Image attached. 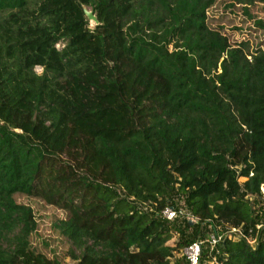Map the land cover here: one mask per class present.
I'll return each mask as SVG.
<instances>
[{"label":"trees","instance_id":"trees-1","mask_svg":"<svg viewBox=\"0 0 264 264\" xmlns=\"http://www.w3.org/2000/svg\"><path fill=\"white\" fill-rule=\"evenodd\" d=\"M217 1L0 0V264H59L19 194L66 211L76 264H170L194 240L155 216L177 195L254 240L200 264H264V48L211 27Z\"/></svg>","mask_w":264,"mask_h":264},{"label":"rangeland","instance_id":"rangeland-1","mask_svg":"<svg viewBox=\"0 0 264 264\" xmlns=\"http://www.w3.org/2000/svg\"><path fill=\"white\" fill-rule=\"evenodd\" d=\"M258 20L262 22V25L256 23ZM88 21V26L92 28L94 23ZM207 22L211 27L220 29L232 41L248 40L251 48L256 46L264 48V0H252L250 3L218 0L208 9ZM35 70L40 73L42 68L35 67ZM15 199L19 203L30 206L34 214L35 229L29 237L31 248L48 258L56 259L59 264H76L78 260L74 256L80 255L81 249L75 248L55 227L56 222L67 217L66 211L48 205L36 197L19 194L15 196ZM170 205L176 210H181L182 214L170 222L173 235L166 244L174 246L181 236L186 239L203 240L209 237L211 233L209 227L203 223L196 224V219L191 218L192 223L197 226L196 229L193 225H186L190 213L185 196H174ZM180 255L176 254L171 258L170 264H176V259Z\"/></svg>","mask_w":264,"mask_h":264},{"label":"built area","instance_id":"built-area-1","mask_svg":"<svg viewBox=\"0 0 264 264\" xmlns=\"http://www.w3.org/2000/svg\"><path fill=\"white\" fill-rule=\"evenodd\" d=\"M262 198L264 200V184L261 187ZM182 214L181 210H176L171 205L164 206L159 212L155 213L156 217L162 218L168 222L174 221L178 216ZM189 218V219H188ZM188 222L192 223L191 214L188 216ZM196 221V220H195ZM234 237L236 239H245L249 245L254 244V240H248L245 236H243L240 231L237 229H231L230 231H226L223 233L219 232H211L209 237L205 240L203 239H194L187 246H185L181 250V255L184 257L186 264H200V256L202 252L203 246H209V250H215L220 244H222L223 239L226 237Z\"/></svg>","mask_w":264,"mask_h":264},{"label":"water","instance_id":"water-1","mask_svg":"<svg viewBox=\"0 0 264 264\" xmlns=\"http://www.w3.org/2000/svg\"><path fill=\"white\" fill-rule=\"evenodd\" d=\"M83 13L88 20L94 23V25L98 24V20L91 10H88L86 7H83Z\"/></svg>","mask_w":264,"mask_h":264}]
</instances>
